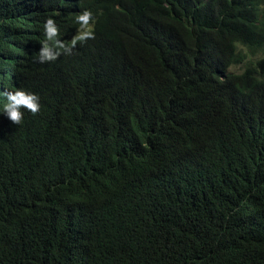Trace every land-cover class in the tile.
I'll list each match as a JSON object with an SVG mask.
<instances>
[{
  "label": "trees",
  "instance_id": "1",
  "mask_svg": "<svg viewBox=\"0 0 264 264\" xmlns=\"http://www.w3.org/2000/svg\"><path fill=\"white\" fill-rule=\"evenodd\" d=\"M48 18L70 49L40 64ZM20 84L0 264H264V0H0Z\"/></svg>",
  "mask_w": 264,
  "mask_h": 264
},
{
  "label": "clouds",
  "instance_id": "2",
  "mask_svg": "<svg viewBox=\"0 0 264 264\" xmlns=\"http://www.w3.org/2000/svg\"><path fill=\"white\" fill-rule=\"evenodd\" d=\"M92 18V14L89 11H84L82 14L76 17L79 23L78 29L84 28L89 25V21ZM45 41L41 40L37 45V49L34 53L33 59L35 62L40 63L44 61L55 60L60 54L59 50L63 49L67 54L70 47L64 45V36L60 35L57 25L54 20L48 18L44 23ZM90 31L83 32L77 39L92 38ZM50 42L55 44V48L50 45ZM75 40L72 42L75 44ZM3 95L4 100L0 106V116L3 115L13 124H19L22 120L24 112L21 109L27 110L31 114H36L40 110V103L38 94L24 89L22 85H15L8 87L5 92L0 93Z\"/></svg>",
  "mask_w": 264,
  "mask_h": 264
},
{
  "label": "rangeland",
  "instance_id": "3",
  "mask_svg": "<svg viewBox=\"0 0 264 264\" xmlns=\"http://www.w3.org/2000/svg\"><path fill=\"white\" fill-rule=\"evenodd\" d=\"M235 72H240L241 69H232Z\"/></svg>",
  "mask_w": 264,
  "mask_h": 264
}]
</instances>
